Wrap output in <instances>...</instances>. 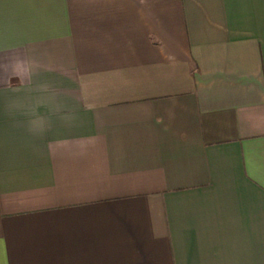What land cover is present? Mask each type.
<instances>
[{"label":"crops","instance_id":"crops-1","mask_svg":"<svg viewBox=\"0 0 264 264\" xmlns=\"http://www.w3.org/2000/svg\"><path fill=\"white\" fill-rule=\"evenodd\" d=\"M0 264H264V0H0Z\"/></svg>","mask_w":264,"mask_h":264}]
</instances>
